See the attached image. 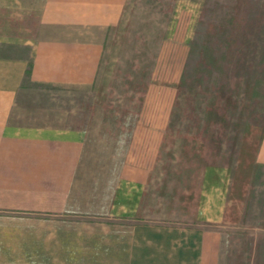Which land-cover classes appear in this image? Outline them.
Instances as JSON below:
<instances>
[{
  "label": "crops",
  "instance_id": "obj_1",
  "mask_svg": "<svg viewBox=\"0 0 264 264\" xmlns=\"http://www.w3.org/2000/svg\"><path fill=\"white\" fill-rule=\"evenodd\" d=\"M196 17L0 0V264H264V128L259 193L250 176L223 207L220 167L164 145Z\"/></svg>",
  "mask_w": 264,
  "mask_h": 264
},
{
  "label": "rangeland",
  "instance_id": "obj_2",
  "mask_svg": "<svg viewBox=\"0 0 264 264\" xmlns=\"http://www.w3.org/2000/svg\"><path fill=\"white\" fill-rule=\"evenodd\" d=\"M187 1L197 26L165 136L171 155H165L177 164L218 165L223 207L250 176L253 196L259 193L251 164L264 128V0Z\"/></svg>",
  "mask_w": 264,
  "mask_h": 264
}]
</instances>
